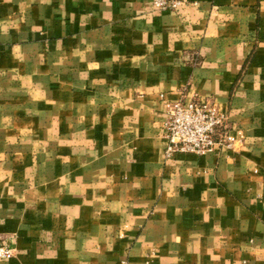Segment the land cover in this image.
I'll return each instance as SVG.
<instances>
[{
    "label": "crops",
    "instance_id": "0c3cea01",
    "mask_svg": "<svg viewBox=\"0 0 264 264\" xmlns=\"http://www.w3.org/2000/svg\"><path fill=\"white\" fill-rule=\"evenodd\" d=\"M231 149L165 156V101ZM0 264H264V0H0Z\"/></svg>",
    "mask_w": 264,
    "mask_h": 264
},
{
    "label": "built area",
    "instance_id": "2783aa9c",
    "mask_svg": "<svg viewBox=\"0 0 264 264\" xmlns=\"http://www.w3.org/2000/svg\"><path fill=\"white\" fill-rule=\"evenodd\" d=\"M183 0H153L157 7L176 8ZM163 121L166 138L165 156L192 153L203 156L215 148L231 149L242 139L233 134L225 108L208 100L165 101ZM0 255L11 256V250L0 248Z\"/></svg>",
    "mask_w": 264,
    "mask_h": 264
}]
</instances>
